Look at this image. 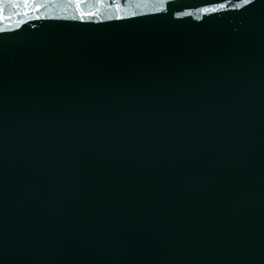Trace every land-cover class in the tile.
<instances>
[{
    "label": "water",
    "instance_id": "obj_1",
    "mask_svg": "<svg viewBox=\"0 0 264 264\" xmlns=\"http://www.w3.org/2000/svg\"><path fill=\"white\" fill-rule=\"evenodd\" d=\"M35 2L0 23V264H264V0Z\"/></svg>",
    "mask_w": 264,
    "mask_h": 264
},
{
    "label": "snow or ice",
    "instance_id": "obj_2",
    "mask_svg": "<svg viewBox=\"0 0 264 264\" xmlns=\"http://www.w3.org/2000/svg\"><path fill=\"white\" fill-rule=\"evenodd\" d=\"M69 2L71 4L75 5V10L78 13V15L76 17H73L74 19H80L81 21L85 20V19H92L96 13L95 12H91V11H85L82 8V5L86 2V0H69ZM97 3L100 4H104L106 3V0H96ZM137 6H142V5H148V4H153V5H159L158 8H154L155 11H162L163 10V6L167 3V0H135ZM255 0H240L239 3H237L235 5V7L237 9L241 8V7H245L247 5H250L252 3H254ZM6 5H10L13 8H17L20 6L23 7H29V6H33L36 7L37 9L40 7V5L36 4L35 0H0V23H2V21L8 17H5V10H6ZM110 7L115 8L116 12H117V18H123L121 16H119V13L124 10V6L121 4V0H111V3L109 5ZM225 5L224 4H220L217 5L215 7H210V8H204L201 9L200 11L204 12V13H208V12H215L218 10V8L222 9L224 8ZM129 15H135V12H131L128 13ZM4 29L2 27H0V31H3Z\"/></svg>",
    "mask_w": 264,
    "mask_h": 264
}]
</instances>
